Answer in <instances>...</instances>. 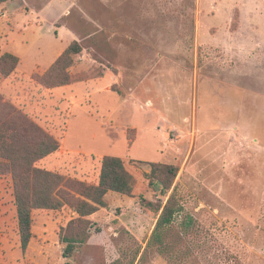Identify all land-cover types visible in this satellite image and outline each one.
<instances>
[{"label":"rangeland","instance_id":"1","mask_svg":"<svg viewBox=\"0 0 264 264\" xmlns=\"http://www.w3.org/2000/svg\"><path fill=\"white\" fill-rule=\"evenodd\" d=\"M9 4L0 52L22 49L0 95L60 145L37 166L96 185L102 159L118 157L137 188L110 193L65 259L60 234L77 216L35 212L24 253L12 178L0 176V264H264V0ZM75 41V82L38 84ZM154 163L178 168L170 192L146 177ZM174 192L182 210L164 232L166 259L148 244L154 206Z\"/></svg>","mask_w":264,"mask_h":264},{"label":"trees","instance_id":"2","mask_svg":"<svg viewBox=\"0 0 264 264\" xmlns=\"http://www.w3.org/2000/svg\"><path fill=\"white\" fill-rule=\"evenodd\" d=\"M12 0H0V6ZM82 53L78 42L71 43L44 76L36 75L35 81L47 89L70 86L75 82L70 75L75 57ZM20 64L19 57L4 53L0 56V74L11 77ZM131 145L133 139L128 136ZM60 149L56 138L19 109L6 103L0 95V176H10L13 182L17 226L21 249L25 253L34 237V213L37 211H60L70 208L77 216L67 228L62 229L60 242L64 245V257L70 259L77 248L90 236L89 219L100 208L107 207L110 193L134 197L137 180L118 157L105 156L96 185L69 180L63 175L41 169L37 164ZM149 179L163 185V192H170L178 175L172 165L151 164ZM151 184V182H150ZM174 192L165 205L154 206L160 213L148 246L156 247L164 258L169 254L164 232L182 210ZM149 205H152L150 203ZM167 259V258H166ZM172 264H181L173 262Z\"/></svg>","mask_w":264,"mask_h":264},{"label":"crops","instance_id":"3","mask_svg":"<svg viewBox=\"0 0 264 264\" xmlns=\"http://www.w3.org/2000/svg\"><path fill=\"white\" fill-rule=\"evenodd\" d=\"M10 6V4L9 3H7V4H4V5H1L0 6V8H1V11H3V10H7V13L9 12L10 13V11H13L12 10V8H10L9 7ZM6 13V12H5ZM6 13V14H7ZM5 39V38H4ZM20 49H22V48H20V47H16V46H14V45H12L11 43H7V44H5V47H3V49L1 50V52H0V56H2L4 53H11V54H13V55H16V56H20L21 57V55L19 54V50ZM59 49V48H58ZM55 50V52L54 53H56L57 51H59V50ZM54 53H53V55H54ZM53 55H52V57H53ZM51 57V58H52ZM111 194H109L108 196H110Z\"/></svg>","mask_w":264,"mask_h":264}]
</instances>
